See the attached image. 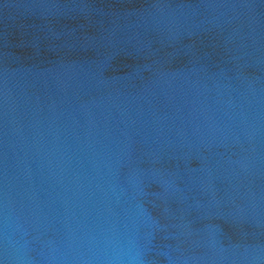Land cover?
I'll return each mask as SVG.
<instances>
[{"label":"water","instance_id":"obj_1","mask_svg":"<svg viewBox=\"0 0 264 264\" xmlns=\"http://www.w3.org/2000/svg\"><path fill=\"white\" fill-rule=\"evenodd\" d=\"M0 264H264V0H0Z\"/></svg>","mask_w":264,"mask_h":264}]
</instances>
